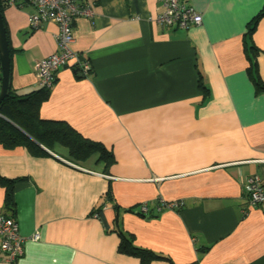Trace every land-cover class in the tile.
I'll return each mask as SVG.
<instances>
[{"label": "crops", "instance_id": "obj_1", "mask_svg": "<svg viewBox=\"0 0 264 264\" xmlns=\"http://www.w3.org/2000/svg\"><path fill=\"white\" fill-rule=\"evenodd\" d=\"M74 1L92 9L72 21L78 61L57 69L39 114L101 143L114 161L93 153L74 163L63 146H0L23 238V254L0 264H264V201L243 211L246 179L259 176L264 189V92L245 50L255 47L264 82V15L246 34L264 0H185L202 18L186 29L155 22L160 0ZM32 12L2 7L17 93L39 87L33 63L55 51L56 25L31 27ZM3 196L0 186L7 214ZM158 201L180 206L156 209ZM118 230L159 258L119 252Z\"/></svg>", "mask_w": 264, "mask_h": 264}, {"label": "trees", "instance_id": "obj_2", "mask_svg": "<svg viewBox=\"0 0 264 264\" xmlns=\"http://www.w3.org/2000/svg\"><path fill=\"white\" fill-rule=\"evenodd\" d=\"M2 7L3 5L0 2L1 14ZM262 15H264L263 9L248 21L246 25L248 37L254 31L256 22ZM245 50L246 53L247 51H251L252 53L251 55H247L249 59V67L247 68L249 77L256 90L264 92V82L258 77L255 66V47L249 44ZM198 86L206 92L207 89L202 85L201 77L198 79ZM48 90L49 88L38 87L27 93H17L11 89L8 77L7 91L0 102V146L4 149L24 147L32 154L45 153L42 148L43 146L46 148L63 146L67 150L68 160L71 162L77 163L80 160L86 159L91 154L97 153L105 166L113 163L112 153L105 149L101 143L81 137L63 122L46 120L40 117L39 107L42 101L46 99ZM14 182L15 179L0 175V186L4 189L2 205L4 209L9 211L7 214L4 213V215L9 217H13L14 213L13 209H11L13 205L11 188ZM176 203L177 207L180 206L178 205V201ZM117 233L120 238L117 246L119 252L136 256L142 263L159 258V255L149 250L134 246L129 235H124L119 230Z\"/></svg>", "mask_w": 264, "mask_h": 264}, {"label": "built area", "instance_id": "obj_3", "mask_svg": "<svg viewBox=\"0 0 264 264\" xmlns=\"http://www.w3.org/2000/svg\"><path fill=\"white\" fill-rule=\"evenodd\" d=\"M3 6L30 5L34 12L28 15L27 21L31 27H37L42 22H52L57 31L54 34L55 51L37 59L33 63L34 73L39 87L50 88L55 81L56 71L59 67L78 61L77 54L70 49L73 41L72 21L78 16H88L91 8L74 0H0ZM162 10L155 16L156 23L163 27H176L186 29L200 25L202 18L192 5L185 0H160ZM73 62V63H74ZM79 73L83 76L89 74L91 67L87 61L78 63ZM246 191V205L243 211L255 207L264 201V189L259 176L252 175L246 179L244 185ZM177 202V201H176ZM176 202L158 201L156 209L165 206H175ZM140 214H147V203L139 204ZM37 233H33L29 239L36 240ZM0 259L13 263L23 254V238L18 231V225L13 217L0 213Z\"/></svg>", "mask_w": 264, "mask_h": 264}, {"label": "water", "instance_id": "obj_4", "mask_svg": "<svg viewBox=\"0 0 264 264\" xmlns=\"http://www.w3.org/2000/svg\"><path fill=\"white\" fill-rule=\"evenodd\" d=\"M9 77V51L6 31L0 11V102L4 98Z\"/></svg>", "mask_w": 264, "mask_h": 264}]
</instances>
